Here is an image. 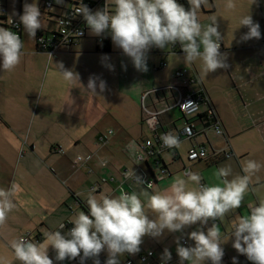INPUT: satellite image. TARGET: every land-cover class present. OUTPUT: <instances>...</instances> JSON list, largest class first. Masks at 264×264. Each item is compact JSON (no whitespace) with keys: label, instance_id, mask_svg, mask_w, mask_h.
I'll return each instance as SVG.
<instances>
[{"label":"crops","instance_id":"0c3cea01","mask_svg":"<svg viewBox=\"0 0 264 264\" xmlns=\"http://www.w3.org/2000/svg\"><path fill=\"white\" fill-rule=\"evenodd\" d=\"M1 2L5 5V16L14 18L8 14L7 0ZM60 6H54L58 11H52V6L50 15H43V20L59 15ZM20 10L15 19L23 13ZM212 17L209 15L210 21ZM253 20L257 22L255 18ZM43 30L54 29L46 24ZM218 30L223 37L220 51L227 55V70L205 73L201 60L186 64L183 52L172 51L171 46L161 51L153 47L148 52L147 65L149 60L154 70H162L153 73L156 84L149 85L148 77L137 71L131 59L123 54L117 64L118 76L123 71L121 83L115 89L107 85L102 93L97 88V95L87 90L89 77L98 75L86 60L88 56L105 53L95 50L99 44L97 36H93V42L85 36L68 48L51 54L37 50L34 40L31 45L24 43L20 64L12 72L0 71V188L7 189L13 181L23 188L7 223L0 226V264H21L15 258L10 242L26 233L37 235L43 241L46 232L56 231L61 223H68L84 211L82 205L89 192L99 199L105 194L118 196L123 189L128 193L136 192L146 204L144 192L151 195L169 188L175 177L183 176L184 167L199 173L201 182L211 186L220 183L215 177L220 167L230 166L232 175L229 179H232L244 175V162L255 160L261 168L253 176L242 206L230 212L223 221L210 220L204 228L206 232L212 223L219 225L224 239L222 264H232L233 257L237 258V264H252L232 247L233 238L228 241L226 238L239 219L247 216L249 206H257L264 200V25L263 29L260 25L261 39L246 42H240V37L247 28L228 33L233 37L224 34L220 27ZM103 36L111 39L108 33ZM161 62L166 65L160 67ZM59 63L78 72L80 83L66 82L57 70ZM122 65H126V70ZM179 68H187L196 76L198 82L193 87L201 89L208 99V103H202L199 112L192 116L181 114L174 106L180 80L173 74ZM131 72L137 75L132 80ZM226 74L234 88L232 91L221 82L223 77L227 78ZM101 78L107 84L116 79L111 71ZM145 92L148 96L144 104L148 109L162 111L155 127L143 120L141 98ZM211 113L218 120L221 134L208 126L207 115ZM189 119H193L197 129L190 138L181 134ZM112 123L118 130L111 131L105 143L99 142V135L111 130L107 127ZM162 130L181 134V147L148 157L136 169L138 150L130 152V142L138 149L146 139L154 141ZM192 145L204 146L208 158L187 161L186 152ZM76 158L80 159L79 164L73 166ZM163 166L167 170L164 177L150 188L122 176L125 169H134L140 176L147 174L149 169L157 174ZM183 178L187 179L186 176ZM93 186L96 190H91ZM197 187L194 183L188 184L190 190ZM197 227L199 225L185 229L188 246L194 242L187 238V233ZM180 235L165 232L159 240L145 236L139 253H125V261L147 250L153 251L151 262L161 261L167 247L172 254L168 264H179L175 239ZM100 257L107 259V256Z\"/></svg>","mask_w":264,"mask_h":264},{"label":"clouds","instance_id":"9594fccd","mask_svg":"<svg viewBox=\"0 0 264 264\" xmlns=\"http://www.w3.org/2000/svg\"><path fill=\"white\" fill-rule=\"evenodd\" d=\"M62 5L64 0H55ZM209 0H187L188 7L178 0H105L103 8L92 11L83 0L75 7L74 15H82L90 34L100 37L110 34L111 40L124 55L131 59L133 67L139 72H147L148 52L153 47L166 49L180 45L184 53V63L201 60L205 73H213L218 69L229 68L227 55L221 53L223 39L217 22L212 17L211 23L204 26L199 21L202 6ZM258 4V0H250V6ZM110 5L113 9L110 10ZM235 0H227L225 8L234 10ZM23 30L30 38L46 28L43 14L37 0L23 4V13L19 16ZM248 31L240 37V42L261 39L260 25L254 22L250 14L243 16L239 27ZM201 47L203 51H201ZM24 42L14 31L0 27V71L12 72L21 62ZM57 70L68 83H80V74L66 69L59 63ZM114 70L113 65H107ZM126 70V65H122ZM97 88L102 93L107 83L99 76H90L87 90L97 95ZM160 139L166 148H180L181 141L173 133H165ZM130 152L137 151L134 142L128 146ZM83 159V157H80ZM261 165L255 160L242 164L244 175H236L232 179L230 166L220 167L215 177L220 183L211 186L201 183L202 176L196 172H185L177 176L169 188L147 197L145 204L136 192L128 193L121 189L118 196L101 195L98 199L92 192L88 193L86 204L88 212L80 211L68 223L73 227L62 234L65 224L61 223L56 231L46 232L43 242L19 238L10 242L15 258L21 264H54L79 258V264L89 259L93 264H101L99 256L107 252L104 264H120L125 253H139L145 236L159 240L167 233H181L176 237V253L179 264H222L224 256V239L219 225L209 221L223 219L242 206L245 194L250 190L253 176L259 172ZM137 184L145 181L136 171L125 173ZM187 177V179L183 177ZM189 182L198 187L188 189ZM222 185V186H221ZM151 187V184L148 185ZM23 188L13 181L7 189L0 188V226L7 223L8 215L16 208V199ZM199 225L196 230L187 233L193 245L183 246L185 229ZM233 238L232 247L237 253L246 256L252 264H264V200L251 207L250 214L239 219L227 241ZM55 252L54 258L49 256V248ZM161 264H168L172 259L170 250L165 247L160 257ZM237 264V258H232Z\"/></svg>","mask_w":264,"mask_h":264},{"label":"built area","instance_id":"2783aa9c","mask_svg":"<svg viewBox=\"0 0 264 264\" xmlns=\"http://www.w3.org/2000/svg\"><path fill=\"white\" fill-rule=\"evenodd\" d=\"M4 1V0H0ZM52 0H42L41 1V11H45L47 15H50V10L52 8ZM105 5V0H98L90 9L92 11L97 10L98 8H103ZM113 9V6L110 5V10ZM75 8L66 14L55 15L53 17L55 28L52 31L40 30L37 32L35 38H33L35 47L39 51H44L46 53H54L63 48H68L70 45L76 43L79 39L86 36V31L88 28L86 22L84 21L82 15H74ZM0 27L8 28L16 32L20 37L23 34V25L20 23L19 19L6 17L5 16V5L1 2L0 4ZM104 36L96 37V41L100 44L103 41ZM172 51L182 52V49L179 44L171 46ZM221 49V48H220ZM165 62H161L160 67L165 66ZM174 77L180 80L179 86H176L178 90V99L175 101L174 106L178 108L181 114L192 116L199 112V107L202 103H208L207 96L201 89H195L193 85L198 82L196 76L190 72L187 68H179L174 72ZM148 96V92L143 93L142 95V111H143V120L151 127H155L157 123L158 114L162 111L159 110H149L146 104H144L145 98ZM209 121L208 126L212 127L216 134H221L222 130L218 124V120L215 118L214 114L211 113L207 115ZM2 121L1 111H0V123ZM197 129L195 127V122L193 119H189L186 126L182 129L181 134L184 137H192L196 133ZM111 133V130H108L107 133L100 134L98 141L105 143L107 140V135ZM169 133L166 130H162L158 135L155 136V140L146 139L141 146H139L137 154L135 156V161L137 163L136 169L140 168V164L145 161L148 157H154L161 154L166 148L163 146V142L160 139L161 135ZM178 138L180 139V135ZM173 149V148H171ZM59 152H63L59 149ZM229 156V155H227ZM208 158L207 150L204 146L192 145L186 152L187 161H196V160H206ZM88 159V156L86 157ZM79 158H76L73 162V166L79 164ZM166 169L159 167L157 174H150L147 171V174L142 176L145 183L144 186L148 187L149 184H153L156 180L162 179ZM129 172L127 169L122 171V176L126 178L125 173ZM183 174L185 172H190L189 168L184 167L182 169ZM105 181V179H102ZM133 180V179H132ZM134 181V180H133ZM135 182V181H134ZM203 183V182H201ZM204 184V183H203ZM150 188V187H149ZM91 190H96V186L91 187ZM83 206L88 210L86 201L83 203ZM251 207L249 206V211L247 215L250 214ZM73 227V225H72ZM19 238L31 239L33 242H37L35 236H31L30 233L23 234ZM181 244L185 247L188 246L187 240L183 238ZM153 251L147 250L141 252L136 258H127L124 264H161V261L151 262L153 258ZM101 264H104L105 258L99 257Z\"/></svg>","mask_w":264,"mask_h":264},{"label":"rangeland","instance_id":"374dc122","mask_svg":"<svg viewBox=\"0 0 264 264\" xmlns=\"http://www.w3.org/2000/svg\"><path fill=\"white\" fill-rule=\"evenodd\" d=\"M41 1L42 0H37L38 5L40 7L41 10ZM53 1V5L56 6V2L55 0ZM73 1H78V0H71ZM28 3H32L33 0H27ZM227 0H209V3L207 6H202L201 11L199 12V21L202 25L206 26L209 23H211V21L209 20V15L211 16H215L217 17V22L219 24L220 29L224 32V34L233 37V35H229L230 33H232V31H236L238 29H245L246 27H239V21L240 19L245 16L250 14L252 16V18H255L257 20V22H260L261 25V29H263V25L262 24V20L264 18V0H258V4H253L250 6V0H235V3L237 5V7L234 10H227L225 8V4H226ZM25 3V0H7V11L8 14L10 16H13L14 18H18V13L20 8L23 10V4ZM64 3L66 5H71V2L69 1H64ZM58 11V9H56L55 7L52 8V11ZM43 15H47L45 13V11H41ZM48 16V15H47ZM44 19V17H43ZM46 19V18H45ZM48 27H51L52 29L55 28L54 25V21L53 18H47L44 21ZM229 33V34H228ZM94 35L90 34V30L87 29L86 31V39L90 40V41H94L93 38ZM23 42L27 43L28 45H31L32 43V38L28 37L27 34L24 32L23 30ZM112 50H110L109 52H105V53H98L97 55L99 56H88L86 57V60L88 61V63L91 64V67L96 74L101 77L103 74H108L110 73V71L112 72V75L114 78V80H112L111 82L108 81V87L111 86L112 89H115L116 87L119 86V84L121 83V74H123V71L119 72V76H118V72H117V64L119 61V56L123 55V51L122 49L117 48L116 46H114L112 40ZM168 48V47H167ZM166 48V49H167ZM159 51H161V49H159ZM150 62L148 60L149 65L148 66V71L147 72H142L143 76L145 77V75L148 77V84L152 85V84H156L154 81V72H160L162 71L161 69L158 70H154L153 66L150 65ZM107 65H113L114 66V70H109V68L107 67ZM137 75L132 73L130 74V79L132 80L134 77H136ZM227 78H222V83L224 85V87L230 89L231 91L234 90V88L231 87V83L229 80V77L227 76ZM123 82V81H122ZM114 122V121H113ZM109 129H111V131H117L118 127L115 126V124H110L108 125ZM66 232L65 230H62V234ZM44 241V240H43ZM41 241V242H43ZM49 256L50 258H54L55 256V252L51 249V247L49 248ZM100 256H107V252H102L100 254ZM99 256V257H100ZM77 260H79V258H77ZM125 261V254L124 256H122L120 258V264H123ZM54 264H75L73 260H65L63 262H57L54 260ZM85 264H93L92 260L89 259L85 262Z\"/></svg>","mask_w":264,"mask_h":264},{"label":"trees","instance_id":"16d2710c","mask_svg":"<svg viewBox=\"0 0 264 264\" xmlns=\"http://www.w3.org/2000/svg\"><path fill=\"white\" fill-rule=\"evenodd\" d=\"M65 1V0H64ZM71 2V5H66L65 3L62 4V6L58 7L60 8L61 12L59 15L61 14H66L67 12L73 10L76 6H78V4L80 3V0L78 1H71V0H66ZM98 2V0H83V3L86 4L89 8L92 7L94 4H96ZM179 3L183 4L186 8L188 7L187 5V0H178ZM52 6L54 7L53 3ZM20 12H22L20 10ZM95 50L99 51V52H109L111 50V39L110 37H104L103 41L100 44H97L95 46ZM82 207L84 208V206L82 205ZM84 211L87 213L88 210H86L84 208ZM72 227V224L70 223H65V229L68 230ZM37 242H41V239L39 236H35ZM75 264H79V260H73Z\"/></svg>","mask_w":264,"mask_h":264},{"label":"water","instance_id":"95a60500","mask_svg":"<svg viewBox=\"0 0 264 264\" xmlns=\"http://www.w3.org/2000/svg\"><path fill=\"white\" fill-rule=\"evenodd\" d=\"M162 169H166V167L165 166H163V167H161ZM148 172L150 173V174H152V171H151V169H149L148 170Z\"/></svg>","mask_w":264,"mask_h":264}]
</instances>
